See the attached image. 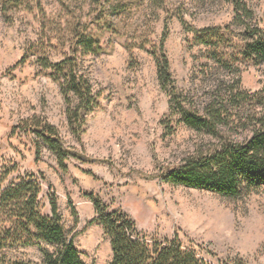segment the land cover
Instances as JSON below:
<instances>
[{
	"label": "rangeland",
	"instance_id": "1",
	"mask_svg": "<svg viewBox=\"0 0 264 264\" xmlns=\"http://www.w3.org/2000/svg\"><path fill=\"white\" fill-rule=\"evenodd\" d=\"M241 1L264 38V0ZM159 2L160 8L148 0H0V169L10 170L4 183L35 174L41 213L50 214L53 197L86 264H108L111 249L101 226L88 223L95 213L85 192L123 211L146 236H176L207 264H264V186L232 198L161 179L163 170L216 143L187 127L179 107L201 113L216 92L222 99L232 88L259 93L264 64L241 54L246 36L234 21V0ZM202 30L218 33L202 43ZM163 32L180 106L157 79ZM75 34L94 38L100 51L75 55L95 104L70 119L66 110L72 114L77 99L64 101L48 66L73 55ZM225 104L226 134L243 140L262 105L250 97ZM37 123L55 129L63 146L87 161H60L32 132ZM9 220L0 214V224ZM6 257L36 263L41 252L37 245L10 246Z\"/></svg>",
	"mask_w": 264,
	"mask_h": 264
},
{
	"label": "trees",
	"instance_id": "2",
	"mask_svg": "<svg viewBox=\"0 0 264 264\" xmlns=\"http://www.w3.org/2000/svg\"><path fill=\"white\" fill-rule=\"evenodd\" d=\"M156 8L162 2L148 0ZM234 21L243 26L245 42L241 54L264 64V38L259 28L250 24L252 13L241 0H234ZM217 30H202L199 42L216 37ZM166 37L160 39V56L155 58L157 79L162 87L169 88L171 101L180 106V97L169 72V65L162 50ZM73 55L49 65L52 76L58 82L64 101L68 104L70 95L77 99L75 110L68 118H78L95 104L91 85L84 75L77 71L75 55L96 54L100 51L97 41L81 34L74 36ZM48 65V64H46ZM47 67V66H46ZM239 81L235 80L237 88ZM225 99L216 92L201 113L179 107L181 121L190 129L208 135L216 140L208 149H198L182 164L163 170L161 179L172 185L212 191L224 197H239L245 190L264 186V86L252 96L233 88L228 90ZM250 97L262 105L263 110L255 116L249 136L243 140L232 139L227 135L228 118L226 104L238 103ZM225 101V103H224ZM71 113V112H70ZM73 115V116H72ZM32 132L56 153L61 161L71 156L87 161L74 150L66 149L57 137V132L49 125L35 124ZM10 170L0 169V214H5L10 224H0V264H86L74 246L73 236H69L61 224V216L55 199L49 201L50 214L40 211L38 195L40 182L35 174L26 172L16 181L4 183ZM92 203L95 216L88 222L97 223L109 238L111 259L108 264H207L198 258L193 250L185 248L176 236L159 240L137 230L134 223L120 209L110 210L93 193H84ZM37 245L41 260L33 263L17 258L6 257L11 247ZM232 264H242L233 261Z\"/></svg>",
	"mask_w": 264,
	"mask_h": 264
}]
</instances>
